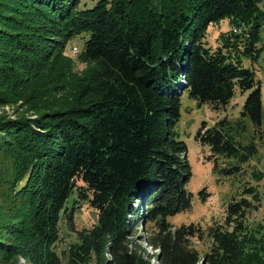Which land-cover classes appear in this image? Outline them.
Listing matches in <instances>:
<instances>
[{"label": "trees", "instance_id": "obj_1", "mask_svg": "<svg viewBox=\"0 0 264 264\" xmlns=\"http://www.w3.org/2000/svg\"><path fill=\"white\" fill-rule=\"evenodd\" d=\"M223 20L230 28L219 45H206L208 27ZM263 26L264 0H98L91 8L0 0V105L18 101L36 114L0 116V262L264 264V233L245 223L260 205L250 182L221 222L202 228L167 218L192 204L187 148L176 139L184 91L216 109L248 90L235 125L203 121L195 139L208 145V159H233L229 173H243L258 152L254 139L234 138L243 116L262 136L264 91L241 57H259ZM82 33L89 37L73 59L63 51ZM75 60L87 69L74 72ZM207 193L199 191L203 200ZM80 201L97 220L59 253L60 219L66 214L72 227ZM204 237L211 244L200 255L193 242Z\"/></svg>", "mask_w": 264, "mask_h": 264}, {"label": "rangeland", "instance_id": "obj_2", "mask_svg": "<svg viewBox=\"0 0 264 264\" xmlns=\"http://www.w3.org/2000/svg\"><path fill=\"white\" fill-rule=\"evenodd\" d=\"M98 0H80L82 7L91 8ZM229 24L225 20L220 23H215L208 27L206 32L205 43L206 45L213 47L218 44V36L222 31H226ZM233 32L239 31V28H231ZM235 29V30H234ZM89 35L80 34L79 36L69 39L65 54L69 55L73 59L76 58V54L82 49L85 39H88ZM260 41L258 47H263L260 50V55L257 59L251 60L250 58H242V64L254 71L256 80L261 82L262 90L264 91V78L261 71L264 66V26L260 31ZM74 46L76 47L73 52ZM87 66L83 62L74 61V72L80 73L86 70ZM249 91H240L236 89L234 96L229 98V103L225 107H219L214 109L211 105L204 102L201 105L192 96L188 95L186 91L181 95L180 117L176 126V139L184 141L186 144V156L188 164L190 165L191 175L186 184L187 191L192 194V204L189 210H182L172 216H168L169 222L173 225H180L182 222L191 223L196 222L202 228H205L209 223L213 221L221 222L225 217V206L231 200L234 194L241 192L244 184L250 182L251 185L256 186L259 193L260 205L255 209H249L245 217V223L249 231L261 235L264 233V119L262 127V136L259 134L255 136L254 129L251 121L247 116H243L244 129L236 131L235 138L238 142L244 144L249 143L252 139L255 140L257 145V153L245 164H243V173L239 172H225L223 168L231 160L223 159L222 157L216 159H208L207 155L210 154V149L207 144H202L195 139V133L201 126L203 121H206L207 127L212 126L219 118L227 117L229 121L235 125V122L241 119V110L243 102L247 97ZM26 105H22L20 102H14L11 104L0 105V116L5 114L6 117L14 119L17 115L35 117V113L30 109L27 111ZM235 133V131H234ZM216 161L217 166L214 162ZM229 168V166H227ZM261 171L262 176L256 180L251 172ZM205 188L208 192L205 199L201 198L199 191ZM76 196L73 192L69 198H67V209L72 207ZM72 227L68 226L66 214H63L59 222V241L56 243L57 251L61 253V250H67L69 244L79 241L78 231L91 227L97 220V212L89 206L85 201L76 203V206L72 209ZM211 240L208 237L202 239L195 238L193 245L198 249L200 255L207 252L210 247ZM62 259L65 263L67 257L62 253ZM0 264H4L1 263ZM8 264H29L25 263L23 257L15 258L13 262Z\"/></svg>", "mask_w": 264, "mask_h": 264}, {"label": "built area", "instance_id": "obj_3", "mask_svg": "<svg viewBox=\"0 0 264 264\" xmlns=\"http://www.w3.org/2000/svg\"><path fill=\"white\" fill-rule=\"evenodd\" d=\"M235 30V29H234ZM73 52L76 54L75 50H76V47L73 48ZM182 81H183V78H182ZM152 252V251H151ZM152 263L155 264V260L154 259H151Z\"/></svg>", "mask_w": 264, "mask_h": 264}, {"label": "water", "instance_id": "obj_4", "mask_svg": "<svg viewBox=\"0 0 264 264\" xmlns=\"http://www.w3.org/2000/svg\"><path fill=\"white\" fill-rule=\"evenodd\" d=\"M180 85L183 87L185 85L184 81L180 82Z\"/></svg>", "mask_w": 264, "mask_h": 264}]
</instances>
